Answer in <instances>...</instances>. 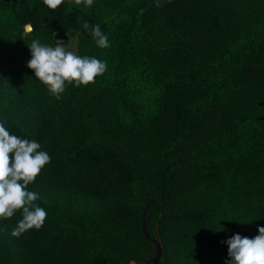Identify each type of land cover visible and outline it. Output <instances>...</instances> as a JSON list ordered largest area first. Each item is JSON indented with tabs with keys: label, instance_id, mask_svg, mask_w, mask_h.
Here are the masks:
<instances>
[{
	"label": "trees",
	"instance_id": "16d2710c",
	"mask_svg": "<svg viewBox=\"0 0 264 264\" xmlns=\"http://www.w3.org/2000/svg\"><path fill=\"white\" fill-rule=\"evenodd\" d=\"M57 38L108 64L59 100L27 67ZM0 122L51 157L29 185L44 225L0 220V264L144 263V211L160 264H225L264 226V0H0Z\"/></svg>",
	"mask_w": 264,
	"mask_h": 264
},
{
	"label": "clouds",
	"instance_id": "9594fccd",
	"mask_svg": "<svg viewBox=\"0 0 264 264\" xmlns=\"http://www.w3.org/2000/svg\"><path fill=\"white\" fill-rule=\"evenodd\" d=\"M42 2L47 8L55 10L65 0ZM74 3L90 8L94 0H74ZM157 6H160V0H157ZM83 27L85 30L90 28L87 23ZM25 31L31 33L32 26L26 25ZM90 34L98 47H110L107 34L98 24L91 26ZM27 46L31 57L27 67L58 100L68 85L87 86L108 70L107 61L94 56H81L72 45L60 41L51 46L33 39ZM50 161L49 153L42 150L39 142L12 133L4 122H0V220L12 218L17 211L22 216L12 231L13 236H20L31 229L39 230L44 225L47 210L37 203L40 193L30 190L29 185L35 182ZM223 243L227 245L225 264H264V226L257 227L255 236L237 233Z\"/></svg>",
	"mask_w": 264,
	"mask_h": 264
},
{
	"label": "water",
	"instance_id": "95a60500",
	"mask_svg": "<svg viewBox=\"0 0 264 264\" xmlns=\"http://www.w3.org/2000/svg\"><path fill=\"white\" fill-rule=\"evenodd\" d=\"M27 25H30V24H27ZM25 27H26V25H25ZM25 27H24V30H25ZM144 214H145V211H144L143 217H142V221H143L142 229H143V232L145 234V237L154 245V255L152 256V258H150L149 260H147V261H145L144 263H141V264H160L161 256H162L161 245H160V242L157 239L151 238L148 235L147 230H146ZM131 264H137V263L131 262Z\"/></svg>",
	"mask_w": 264,
	"mask_h": 264
},
{
	"label": "rangeland",
	"instance_id": "374dc122",
	"mask_svg": "<svg viewBox=\"0 0 264 264\" xmlns=\"http://www.w3.org/2000/svg\"><path fill=\"white\" fill-rule=\"evenodd\" d=\"M56 41L63 42L65 45H72L74 50H75V41L74 40H65V39L57 38ZM55 44H56V42H55Z\"/></svg>",
	"mask_w": 264,
	"mask_h": 264
}]
</instances>
